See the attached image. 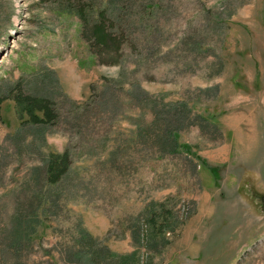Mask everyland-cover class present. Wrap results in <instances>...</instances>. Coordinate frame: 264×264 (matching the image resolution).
Returning <instances> with one entry per match:
<instances>
[{
  "label": "rangeland",
  "instance_id": "374dc122",
  "mask_svg": "<svg viewBox=\"0 0 264 264\" xmlns=\"http://www.w3.org/2000/svg\"><path fill=\"white\" fill-rule=\"evenodd\" d=\"M121 261L264 264V0H0V264Z\"/></svg>",
  "mask_w": 264,
  "mask_h": 264
},
{
  "label": "trees",
  "instance_id": "16d2710c",
  "mask_svg": "<svg viewBox=\"0 0 264 264\" xmlns=\"http://www.w3.org/2000/svg\"><path fill=\"white\" fill-rule=\"evenodd\" d=\"M90 36L92 40L95 41V43L100 46V49H105L106 52L111 54L112 49L117 48L119 46L118 41L116 40V36H113V34L108 31L106 25L104 24V21H100L95 23L94 26L90 29ZM115 51V50H114ZM25 99L26 106L30 108V111H32L33 108L41 109L43 110V115L40 116L37 113H33L32 119L35 121H44L47 120V118H51L53 116V111L50 105V101L44 97H38L33 95H28L25 97H22ZM68 155L65 154L61 158V168L58 170V174H61L66 170L67 164H68ZM152 216H150L149 221L152 220L153 223L156 221V212H152ZM84 237L87 235V233L82 234ZM126 262H122L121 264H124Z\"/></svg>",
  "mask_w": 264,
  "mask_h": 264
}]
</instances>
